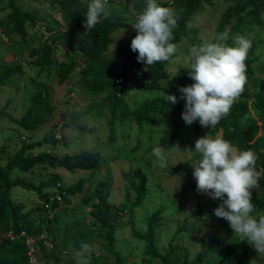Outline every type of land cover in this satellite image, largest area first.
<instances>
[{
    "label": "trees",
    "instance_id": "16d2710c",
    "mask_svg": "<svg viewBox=\"0 0 264 264\" xmlns=\"http://www.w3.org/2000/svg\"><path fill=\"white\" fill-rule=\"evenodd\" d=\"M216 1L221 0H157L161 6L169 7L175 12L177 26L173 29L171 42L177 45L185 38L197 33L199 28L193 24L197 12L205 5H214ZM89 2L90 0L40 1L41 4H51L53 10L59 9L65 21L62 27L48 26L47 29L51 34L47 40H44L43 35L34 31L35 27L41 24V19H45L41 12L25 9L19 5L17 0H0L1 10L7 11L0 19V27L4 28L9 35V41H11L9 43L0 38V88L20 89L21 82L28 75L25 63H31L33 67L39 68L48 77L53 74L55 69L61 82L70 81L73 87L78 88L79 92L83 91L87 97L104 94L103 97L87 103L79 109L78 106L75 107L68 118L61 117L66 120V130L71 128L72 130L89 131L80 125L81 121L101 122L103 116L108 115L106 123L110 132L106 142L113 146L119 137L116 134L119 125L127 127L130 125L128 123L133 121L142 132L145 122L152 119L154 114L158 119L162 113L168 112L177 118L171 125L170 134L165 141V143L172 142L179 136L182 129L189 126L185 124L181 116L186 101L179 100L173 105L165 102L163 97L165 93H168L175 94L179 98L178 89L181 86L194 83L188 75L189 67H181L170 83L163 85L162 82L168 77L170 59L156 63L146 71L145 64L137 61L138 53L133 52L130 46L118 45L113 50L114 55L110 54L111 45L115 41L114 33L121 28L130 26V19L123 15L117 4L132 6L140 13L146 6V0H108L106 5L109 12L108 17L104 18L102 14L100 22L85 34L84 21ZM255 2L261 9H264V0H240L234 5H229L221 14L214 36L225 34L227 39L224 43L229 46H233V39L237 35L249 36L252 32L251 19L258 16V13L255 11L245 13V11L250 3ZM136 34L134 29L131 33V40ZM15 41L18 42V45L10 47ZM250 41L251 48L246 59L247 83L239 98L233 103L230 112L214 128L201 127L198 121L193 122L192 125L197 132L207 129L210 136L223 137L241 151L252 150L257 155L256 166L259 169L264 167V84L256 91L251 90L255 81L258 80V69L261 67L258 66V63L261 62V55L256 52L258 40L253 37ZM212 42L215 41L212 40ZM57 46L65 48L70 56L69 62L60 67H57L55 60ZM25 53H27L26 56H24ZM7 55L13 59L18 58L19 61L2 62ZM79 60L84 61L86 65L81 71L78 69ZM95 71L99 72L98 80L87 77ZM262 81L264 82V78ZM129 86H133L138 91L151 92L150 96L141 102L137 98V102L135 100L131 105L126 98ZM13 102L10 99L0 106L1 116L6 114L18 127L30 131L31 135L50 124L59 104V101L53 97V93L39 84L21 116H17L14 111L9 110V108H16L12 107ZM103 113L105 114L103 115ZM89 122L87 123L88 127L90 126ZM52 125L53 129L44 136L43 140L23 142L22 147L14 155L8 156L6 164H0V228L26 229L31 235H39L45 230L48 237L67 252L64 254L58 247L47 249L41 243L37 254L39 260L48 264H76L74 252L80 248L81 243H87L92 249L88 264H127L123 252L118 248L117 234L121 217L128 213L132 235L145 242V253L159 264L234 263L241 242L238 239L234 240L233 230L223 218L219 219L220 227L216 228L209 227L211 224L208 223V228L204 229L205 226L197 225V220L190 217H185L180 223L178 222L179 224H175L174 221L166 219L168 206L161 204L148 216L146 231L138 230L135 208L145 201L149 194V188L146 177L144 176L139 181L132 169L122 171V176L128 187L127 200L117 206L110 202L115 182L110 174L99 179L96 183L91 182L85 190L88 179H93L102 164L110 159L105 160L102 153L88 148V150L82 149L74 154L56 155V151L66 141L57 145L58 140L55 136L57 129L55 123ZM24 138L26 139V136ZM65 138H67V132ZM42 142L50 145L53 150L48 151L49 148H47L36 153L35 148L42 145ZM138 142H141L140 137H138ZM2 149L4 150V148ZM139 149L138 145L134 147L133 155L137 154ZM118 158L119 156L115 155L112 161ZM197 159H199V154H194L186 162L180 163L171 174L180 172L183 167H188ZM37 166L44 169L67 167L71 170L76 167L92 171V175L88 179L81 178L69 186L64 185L59 175H54L39 184L14 175L19 170L32 172ZM59 182H62L60 187L57 186ZM259 184V188L252 190V202L255 205L253 215L256 217L264 214V179H261ZM16 187L35 191L42 200L41 206L27 209L24 203L17 201L14 197ZM51 188H55L57 193H61L64 198L63 204L59 203L56 198L52 199L55 195ZM194 190H197L196 181L183 184L184 195ZM77 192L82 194V202L91 204V218L88 221L73 219L63 225V220L71 212L76 211V207L65 206V203L66 201L70 202V197ZM45 202L50 203L52 209H58L52 218L46 213L43 204ZM170 222L176 226H174L169 247L163 249L160 247V234L166 231L165 228ZM225 232L234 243H229L223 249ZM196 234L203 235L202 241L200 249L191 257V248L186 245L182 246V243L189 235ZM97 242L102 244L101 247L107 255L106 258L100 252L94 251L92 246ZM221 249L223 251L219 254ZM259 260L264 263V256H261ZM29 262L28 247L24 240L1 242L0 264H29Z\"/></svg>",
    "mask_w": 264,
    "mask_h": 264
},
{
    "label": "rangeland",
    "instance_id": "374dc122",
    "mask_svg": "<svg viewBox=\"0 0 264 264\" xmlns=\"http://www.w3.org/2000/svg\"><path fill=\"white\" fill-rule=\"evenodd\" d=\"M40 1L44 0H17L19 5L25 9L37 10L44 15L45 19H41L40 23L46 27L50 25L63 26L65 21L63 19L61 11L58 9H51L52 5L41 4ZM240 0L235 1H216L214 5H205L200 9L194 21V26L199 28V31L190 37L185 38L181 43L177 44L176 52L169 60L168 65V77L162 82L163 85H168L171 79L176 75L177 71L183 66H190V53L189 49L192 46H199L204 42H212L215 29L220 21L222 12L229 6L234 5ZM248 1V0H245ZM257 1V0H256ZM2 4H0V19L7 13V11L1 10ZM117 6L122 11L123 15L130 19V26L119 29L114 33L115 41L111 45L110 54L114 55V49L121 44L130 46L131 44V33L134 30L132 24L135 23L136 17L139 14L132 6L118 3ZM255 11L258 16L252 17V32L248 38L255 37L258 40L257 54L261 55V62L258 66V80L252 86V91L258 90L263 86L264 82V9H261L257 2L250 3L248 9L245 11ZM126 30V31H125ZM239 36V35H237ZM20 42V41H19ZM18 42H13L10 47L17 46ZM234 46V44H233ZM25 53L24 56H26ZM8 56V57H7ZM2 62L14 63L18 62L19 59H13L7 55ZM70 56L68 52L62 46H57L55 53V60L57 61V67L65 65L69 62ZM22 61V60H21ZM28 62V61H27ZM28 75L21 82L20 89L5 87L0 88V106H3L8 100H13V106L16 108H9L10 111H14L17 116H21L28 106V102L32 94L38 89V84L48 88L52 93L53 97H58L59 101L58 109L51 118L50 124L37 130L33 135L30 131H26L9 118L6 114L1 116L0 114V164H6L8 156L14 155L18 149H20L23 142H31L35 140H43L44 136L53 129L52 123L55 120H62L72 112L75 107L78 109L92 101H96L103 97L104 94L86 96L84 92H78L79 96L74 99H68L67 88L69 81L61 82L57 77L55 69L51 76H46L45 73L40 71L39 68H35L31 63H25ZM56 68V66H55ZM1 69V64H0ZM101 76V73H100ZM87 77L98 80L99 72L89 74ZM102 77V76H101ZM35 84V85H34ZM151 92L141 91L133 86H129L126 98L128 102L133 105L134 101L138 98L139 102L144 100L147 96H150ZM77 96V95H76ZM137 102V100L135 101ZM105 113H103L104 115ZM109 118L103 116L101 122H89L88 127L86 123L81 121L80 125L84 126L86 130L67 128V140L65 144L56 151V155L64 156L65 154H74L81 151L82 149H89L93 151H99L102 153V157L105 160L110 159L102 164L101 168L96 172L93 179L90 178L92 171L81 170L74 167L73 170L67 167L49 168L44 169L39 166L35 167L32 172H23L21 170L16 171L15 177H22L28 181L39 184L48 178L59 175L65 186L75 184L81 178H87L88 181L85 184V190L90 183H96L99 179L106 177L108 174L114 178L113 192L110 197V202L117 206L121 202L127 200V182L122 176V171H128L129 169L134 170L138 180H142L145 176L147 179V185L149 188V194L145 201L138 205L136 209V226L140 231H146L148 216L153 210L158 208L161 204H166L168 210L166 212V219L174 221V223H180L185 217L194 218L197 220V225L205 226L204 229L209 227H220V221L214 214V208H216L221 201L210 198L207 194L198 193L197 190L189 192L186 195L183 194V184L186 182H195L193 178V167H183L182 170L177 173L171 174L176 167L183 162H186L193 157L194 152H186L185 148H192L194 150L195 140L203 135H209V131L204 129L197 132L193 127V123L186 128L182 129L179 136L170 143H165L169 136L170 127L174 124L177 118L173 117L170 113H162L158 119L157 115L154 114L153 118L145 122L143 131L140 132L137 125L130 121L127 127L118 126L116 134L119 136L116 143L113 146L107 144V135L109 134V126L106 120ZM123 134V135H122ZM26 136V139L22 136ZM140 137L141 142H138ZM45 142V141H44ZM42 142V145H38L35 148V152L39 153L41 150H46L51 147L47 143ZM140 149L137 154L133 155L132 149L136 146ZM162 146L165 148V155L168 160L167 167L161 168L158 166L156 158L152 155L154 147ZM114 147V148H113ZM4 148V150L2 149ZM87 149V150H88ZM118 155L117 160H113V156ZM133 155V156H132ZM111 161V163H109ZM92 179V180H91ZM53 189V188H51ZM14 197L17 201L25 204L27 209L37 208L41 206L42 200L39 198L35 191L18 188L14 190ZM82 194L77 192L74 196L70 197V202L65 203V206L76 207V211L63 220V225L68 224L71 220H90L91 218V204L84 203L81 201ZM134 198V195L132 196ZM207 222V223H201ZM178 223V224H179ZM174 224V226H176ZM177 224V225H178ZM174 226L172 222L165 228V232L160 234V247L166 249L169 247L171 235L174 232ZM225 232V242L223 249L234 243L231 241ZM202 234L189 235L185 242H181L182 246L186 245L191 248L190 256H194L200 249ZM117 245L118 248L123 252L127 264H159L152 260L150 255L145 253V242L137 239L131 233V227L129 224L128 213L124 214L120 220V227L117 234ZM232 237L235 239L239 238L234 234ZM241 247L236 254L233 264H264L259 259L260 255H257L254 247L250 245L246 240L240 241ZM102 244L94 243L93 249L96 252L106 258L105 252L102 250ZM223 250L221 249L219 254ZM108 259V258H107Z\"/></svg>",
    "mask_w": 264,
    "mask_h": 264
},
{
    "label": "clouds",
    "instance_id": "9594fccd",
    "mask_svg": "<svg viewBox=\"0 0 264 264\" xmlns=\"http://www.w3.org/2000/svg\"><path fill=\"white\" fill-rule=\"evenodd\" d=\"M107 3L108 0H90L87 4L85 34L100 22L102 14L104 18L108 17ZM176 26L173 9L161 6L157 0H146V6L132 24L137 34L130 44L131 50L138 53L137 61L145 64L146 71L156 63L168 61L176 52L177 46L171 42ZM226 39L225 34H218L213 37L215 42L192 46L189 49L188 75L194 83L181 86L178 89L179 98L168 93L163 97L165 102L173 105L179 100L186 101L181 113L186 125L198 121L201 127L214 128L230 112L244 90L247 83L246 59L251 41L239 35L233 39L234 46H229L224 43ZM78 92L79 89L69 81L68 99L78 97ZM72 93L75 95L72 96ZM184 151L199 154V159L191 163L193 178L198 193L221 201L213 210L215 216L228 222L239 241L246 240L257 255L264 256V214L258 217L253 215L255 205L252 190L259 188V181L264 179V167L258 169L256 166V153L252 150L241 151L223 137L207 134L195 140L194 150L185 148ZM152 155L159 167H167L164 147H154ZM51 191H55V188ZM91 253V247L81 243L74 252L76 264H88Z\"/></svg>",
    "mask_w": 264,
    "mask_h": 264
},
{
    "label": "built area",
    "instance_id": "2783aa9c",
    "mask_svg": "<svg viewBox=\"0 0 264 264\" xmlns=\"http://www.w3.org/2000/svg\"><path fill=\"white\" fill-rule=\"evenodd\" d=\"M35 32H39L41 35H43L44 40H47L51 34V32L47 29L45 25L38 24L35 29ZM0 38L2 40H5L6 42H9V38L7 36V33L5 32L4 28L0 27ZM79 63V70H82L85 68V63L82 60L78 61ZM75 94L72 93V96ZM66 121L64 119L58 120L55 122L56 125V139L58 140V144L65 141V135H66ZM50 148L48 151H51ZM58 187L62 186V182H59L57 184ZM54 193V197L52 199H57V201L61 204H63L64 198L61 195V193H57L56 189L55 191H52ZM44 207L46 209L47 215L52 218L55 213L57 212V208L52 209L50 203H43ZM24 240L26 246L28 247V255L30 257L29 264H48L45 261H41L38 259L37 254L39 252L40 244L43 243L47 249H54L58 247L61 252L66 254L67 252L65 250H62L61 247L58 246V244L51 240L48 237L47 232L44 230L39 235H31L28 233L26 229H15V228H8V229H2L0 228V244L1 242L5 240L15 241V240Z\"/></svg>",
    "mask_w": 264,
    "mask_h": 264
},
{
    "label": "crops",
    "instance_id": "0c3cea01",
    "mask_svg": "<svg viewBox=\"0 0 264 264\" xmlns=\"http://www.w3.org/2000/svg\"><path fill=\"white\" fill-rule=\"evenodd\" d=\"M35 85V84H34Z\"/></svg>",
    "mask_w": 264,
    "mask_h": 264
}]
</instances>
